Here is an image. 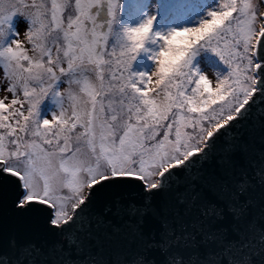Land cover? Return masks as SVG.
<instances>
[{
	"label": "snow or ice",
	"instance_id": "snow-or-ice-1",
	"mask_svg": "<svg viewBox=\"0 0 264 264\" xmlns=\"http://www.w3.org/2000/svg\"><path fill=\"white\" fill-rule=\"evenodd\" d=\"M70 6L74 13L65 21L63 13ZM17 14L27 22L33 55L19 39L0 45V65L13 94L10 103L0 99V186L14 185V206L43 213L50 230L78 246L76 232L83 228L93 198L109 186L137 187L138 199L117 200L115 214L135 217L139 225L149 212L159 214L153 207L158 194L183 183L163 211L166 217L183 206L185 215L198 213L192 221L196 231L216 243L199 264H250L251 254L244 251L249 244L225 242L220 230L205 225L210 218L222 219L223 210L203 201L189 180L197 164L213 157L230 168L237 143L235 137H225L253 105L264 103V13L257 15L251 0H224L207 11L198 27L154 34L151 38L159 36L163 44L150 73H132L129 68L149 39L154 17L116 29L120 0H74V5L72 0H10L0 4V35L7 34L8 21ZM53 32L61 36L49 42ZM18 34L13 32L14 37ZM195 45L210 49L227 66L226 73L217 74L214 89L206 74L189 68ZM91 66L95 81L86 75ZM153 77L156 87L150 88ZM61 78L69 85L70 114L63 99L59 115L38 119L37 108L45 96L64 98L55 87ZM77 126L82 131L77 132ZM73 133L77 146L72 144ZM213 187L239 219L245 206L237 197L250 187L246 173L231 186ZM168 224L161 219L162 239L144 240L133 264H155L146 258L148 249L164 252L175 246L167 239L172 235ZM38 253L32 244L21 245L14 264H36L29 258Z\"/></svg>",
	"mask_w": 264,
	"mask_h": 264
},
{
	"label": "water",
	"instance_id": "water-1",
	"mask_svg": "<svg viewBox=\"0 0 264 264\" xmlns=\"http://www.w3.org/2000/svg\"><path fill=\"white\" fill-rule=\"evenodd\" d=\"M261 1L264 13V0ZM233 137L237 150L231 157L230 168L222 167L216 157L210 158L192 169L189 182L203 201L223 210L222 219L210 218L205 225L212 231L220 230L225 242L249 244L244 251L251 254L250 264H264V240L261 239L264 236V103L253 105L247 118L238 122L225 138L232 140ZM245 173L250 187L237 197V202L245 206L244 214L237 219L213 184L231 186ZM182 190L183 183L179 189L158 194L153 199V207L159 214L149 212L143 223L137 225L135 217L115 214L117 200L126 203L129 199H138L137 187L109 186L93 198L87 220L76 232L78 246H70L59 232L48 228L43 213L35 209L21 211L14 206V185L0 186V264H14L18 249L24 244H32L39 250L29 258L36 264H133L134 254L141 250L144 240L162 239V218L169 221L172 235L167 239L175 241V246L164 252L159 248L148 249L146 258L155 264H167L166 260L173 264H199L208 251L215 250L216 243L196 231L192 221L198 213L193 210L185 215L180 206L175 214L168 212L164 216L163 210L171 203L174 192ZM186 233L192 235L186 237Z\"/></svg>",
	"mask_w": 264,
	"mask_h": 264
},
{
	"label": "rangeland",
	"instance_id": "rangeland-1",
	"mask_svg": "<svg viewBox=\"0 0 264 264\" xmlns=\"http://www.w3.org/2000/svg\"><path fill=\"white\" fill-rule=\"evenodd\" d=\"M10 0H0V4H7ZM16 3L21 2H31V0H14ZM50 4V0H48ZM224 2V0H196L194 4L184 5L183 0H120V14L118 16V23L114 25L116 29H119L123 26H138L140 23L144 22L147 18L154 17L152 27L154 26L157 29V32L160 35H167L172 29H180L184 27H198V22L201 18H204L207 14V11L214 10L218 8L219 3ZM74 5V0H72ZM251 3L254 5V11L257 15L263 13L262 1L261 0H251ZM74 13V7H68L63 16L65 21L69 15ZM210 19V17H209ZM14 23L15 31L18 32V36H13V30L8 29L7 34L0 35V45L7 44L11 39H19L22 42V46L27 50L29 55H33L32 45L29 43L25 29L27 27L26 20L19 14L14 15L10 19ZM259 26V25H257ZM10 30V31H9ZM184 35H191L185 33ZM60 33L53 32L49 37V42L51 40L60 37ZM152 35H149L143 45V47L137 51L134 56V59L130 65L129 71L132 73H150L155 69L154 54L158 52L159 47L162 46L163 41L157 37L154 40L151 38ZM59 43L62 45V39L59 40ZM109 49H111V41L109 42ZM53 54L55 55V48L53 47ZM208 48L199 47L195 45V58L197 64L201 70V73L206 74L210 86L214 89L217 81L218 73H226L227 66L224 65L219 57L213 53L211 50L206 51ZM118 51V50H117ZM62 56V53H61ZM66 66V65H65ZM92 70H89L86 75L89 79L95 81L96 75L94 71V66H91ZM66 78H61L57 81L55 87L64 94L62 96H56L49 94L40 102L37 108V118L38 119H51L53 115H59V109L63 103V107L70 114L71 106L70 102L67 100V92L69 85L65 82ZM155 77L153 81L149 84L150 88L156 87L154 84ZM10 79L4 74V68L0 65V99H4L5 103H10L13 98V94L10 93L7 89L9 87ZM72 90L78 92L76 86H72ZM18 98L22 97V92L17 89ZM49 97L52 99L49 100ZM48 110H46L47 106ZM19 107V105H17ZM26 111V106H25ZM43 116V117H42ZM77 132L82 131V129L77 126ZM72 144L77 146L75 140V133H73ZM83 150L86 151V146L81 143L79 145ZM69 215L72 213L71 206L68 207Z\"/></svg>",
	"mask_w": 264,
	"mask_h": 264
},
{
	"label": "trees",
	"instance_id": "trees-1",
	"mask_svg": "<svg viewBox=\"0 0 264 264\" xmlns=\"http://www.w3.org/2000/svg\"><path fill=\"white\" fill-rule=\"evenodd\" d=\"M196 0H183V3L182 4H184V5H192V4H194V2H195ZM8 24H9V28L8 29H10V30H13V31H15V27H14V23L11 21V20H9L8 21ZM9 30V31H10ZM16 32V31H15ZM156 33H158L157 32V29L153 26L152 28H151V32H150V36L152 35H154V34H156ZM157 37H159V36H156V39H157ZM199 47H202V46H200V45H198ZM203 48H205L206 49V47H203ZM194 50H195V46H193V48L190 50V53H189V68L190 69H194L195 71H197V72H199V73H201V70H200V68H199V66H198V64H197V60H196V58H195V54H194ZM210 49H208V50H206L207 52L209 51ZM194 86V85H193ZM49 100L51 101L52 99L49 97ZM50 105H48L47 106V108H46V110L45 111H47L48 110V107H49ZM43 117V116H42Z\"/></svg>",
	"mask_w": 264,
	"mask_h": 264
}]
</instances>
